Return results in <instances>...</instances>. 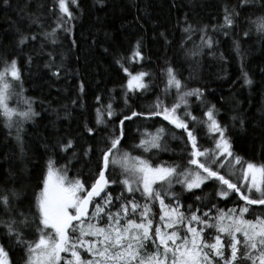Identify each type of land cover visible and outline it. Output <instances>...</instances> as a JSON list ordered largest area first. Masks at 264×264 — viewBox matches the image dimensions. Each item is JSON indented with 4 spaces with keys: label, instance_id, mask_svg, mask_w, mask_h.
I'll use <instances>...</instances> for the list:
<instances>
[{
    "label": "trees",
    "instance_id": "16d2710c",
    "mask_svg": "<svg viewBox=\"0 0 264 264\" xmlns=\"http://www.w3.org/2000/svg\"><path fill=\"white\" fill-rule=\"evenodd\" d=\"M260 4L261 0H249L247 7L237 6L238 0H77L76 4L68 3L69 12L75 17L66 25L70 31L57 29L55 37H45L43 33L56 26L59 15L56 0H9L8 5L0 0V70L4 68L3 61L17 60L21 81L14 84L24 92L23 100L30 101L36 113L25 121L16 117L8 127L0 112V193L15 190L18 193L15 208L31 217L36 211L35 196L42 187L49 158L57 169L67 166L69 179L78 178L90 188L98 175V157L106 146V138L132 111L144 115L125 121L121 153L140 156L153 166L179 165L183 171L188 167L190 150V145L185 147L186 134L163 117L148 115L158 98L168 107L177 102L174 87L165 92L168 67L175 70L182 83L180 94L193 89H200L203 94L199 100L195 96L186 97L187 109L181 104L177 115L183 117L187 110L203 120L206 119L203 113L215 105V118L226 129L234 155L244 163L264 165V34L249 22L264 15ZM226 8L239 13L234 27H221ZM30 17H38V23H32ZM189 25L191 31L184 32ZM17 29L36 34L37 39L19 46ZM201 29H205L206 38L211 37V48L202 42ZM245 31H249L248 36ZM138 42L143 59H130ZM117 60L132 74L148 73L144 78L148 88L128 91L129 77ZM56 72L59 75H53ZM245 74L251 83H245ZM109 104L112 117L104 111ZM98 108L104 121L100 124L96 123ZM85 124L95 129L94 134L89 136ZM18 127L22 144L16 138ZM159 128L164 131L158 149L144 152L135 147L142 138H147L146 134H155ZM189 128H193L191 123ZM195 128L200 149L212 148L213 141L206 128L200 124ZM68 139L73 140V148L60 151L57 145ZM89 147L92 151L84 156ZM121 171L115 166L106 175L119 180L123 178ZM221 175H225L223 170ZM237 186L245 193L242 186ZM153 187L168 189L167 184ZM168 190L179 198L181 211L186 215L189 205L193 211L200 209L198 215L211 209L213 217L218 210L227 212L244 205L235 193L227 198L216 195L220 190L216 181H206L200 189L189 192L173 180ZM105 191L118 196L122 185L110 184ZM135 198L141 204L145 202L139 192ZM96 203L102 200L96 198ZM165 203L171 201L165 199ZM93 207L90 204V213ZM252 208L264 211L261 205ZM152 211L155 225L160 216L158 202ZM11 215L20 219L15 212ZM135 218L139 222L138 216ZM0 220H9V214L0 211ZM34 228L35 225L25 233L26 239H37ZM216 234L214 228L204 232L207 241ZM222 237L224 246H228L230 238L224 234ZM0 244L8 252L11 264H24V249L7 238L3 225ZM239 264L248 262L241 260Z\"/></svg>",
    "mask_w": 264,
    "mask_h": 264
},
{
    "label": "snow or ice",
    "instance_id": "6c2138e0",
    "mask_svg": "<svg viewBox=\"0 0 264 264\" xmlns=\"http://www.w3.org/2000/svg\"><path fill=\"white\" fill-rule=\"evenodd\" d=\"M69 2L76 4L77 0H56L59 9L56 26L51 32L43 33L45 37H55L57 29L70 31L66 25L75 17L69 12ZM3 4L8 5L9 0H3ZM248 5L249 0H238L237 6ZM260 7L264 9V0H261ZM238 16L239 13L234 9L229 11L226 8L224 24L221 27H234ZM30 19L34 24L39 20L38 17H30ZM249 22L256 24L257 31L264 34V15L257 17L256 21ZM183 31L190 32L191 25ZM201 32L204 33L201 35L202 42L211 48V37L206 38L205 29H201ZM227 34L225 32V35ZM17 35L19 46L37 39L36 34L22 32L19 29ZM244 35L248 36L249 31H245ZM52 43H55V39ZM133 58L143 59L139 42L130 59ZM116 62L129 77L126 83L128 91L148 88L144 80L148 73L140 71L133 75L120 60ZM3 63L4 68L0 70V112L8 121L6 126L11 127L14 116H18L22 121L30 119L36 113L32 111L31 102L27 100L24 101L27 104L26 111H16L9 107L12 82L21 81V72L16 59L5 60ZM166 74L165 92L174 87L178 93L177 102L168 107L158 98L148 115L163 116L164 120L183 130L186 134L185 147L188 148L190 145V150L187 152L188 167L181 171L179 165L153 166L149 160L140 156L134 157L128 152L121 153L119 146L125 136V121L144 115L136 111H132L131 115H125L120 120L118 128L106 138V146L100 150L98 157V175L90 188H86L78 178L69 179L67 166L57 169L55 162L49 158L42 187L35 196L36 211L31 217L15 208L14 200L18 198L15 190L8 189L0 193V211L9 214V220H0V224L3 225L7 238L24 249V264H215L217 259L221 264H239L241 260L247 261L248 264H264V216L257 215L254 220L245 219V214L250 212V206H264V165L257 166L249 162L245 166L242 158L234 155L226 129L215 118V105L209 106L203 113L206 117L203 120H198L187 110L183 117L178 116L177 110L181 104L187 109L186 97L195 96L199 100L203 94L200 89L180 94L182 83L177 78L175 70L168 67ZM53 75H59V72ZM245 83H251L247 79V74H245ZM80 88L83 91V85ZM99 100L100 97H97V101ZM104 111L108 117L114 115L111 104L107 105ZM96 112V123H103L102 110L98 108ZM189 123L193 125L192 129L189 128ZM197 124L206 128L213 141L212 148L200 149L195 134ZM84 129L89 136L95 132V129L88 127L87 124ZM163 131V128H159L155 134H146L147 138H142L135 147L143 149L144 152H148L150 148L158 149ZM16 138L22 144L19 127ZM57 147L60 151L67 152L73 148V140L61 142ZM90 151H92L91 147L85 149L83 155L88 156ZM118 153L121 154L117 155ZM115 166H119L122 170L120 173L122 179L117 180L106 175L109 169ZM228 167L239 168L238 183L246 188V193L241 192V187H238L237 183L221 175V171ZM231 175H236V172L233 171ZM173 180L189 192L200 189L206 181L219 182L220 190L216 195L227 198L230 193H235L244 201V206L229 209L227 212L218 210V214L213 217L210 215L211 209L198 215L200 209L193 211L192 206L189 205L186 215L181 211L179 198L168 190ZM117 183L122 185V191L120 195L113 197L105 190L110 184ZM158 183L161 188L167 184L168 189L154 188L153 186ZM125 192L132 199H128ZM137 192L143 197L145 201L143 204L135 198ZM253 192L256 198H252ZM96 198H100L102 203H96ZM165 199L171 203L166 204ZM196 199L201 198L196 197ZM156 202L160 206V216L159 223L154 225L152 208ZM90 204L94 207L89 214ZM114 207L115 211L112 210ZM215 207L213 205V208ZM13 212L20 219L13 217L11 215ZM137 216L139 222L135 218ZM33 225L37 239L28 240L25 238V233L32 229ZM213 228L217 234L213 238L214 242L208 243L204 240V232ZM222 234L230 238L228 245L230 256L227 258L224 254ZM237 234L242 236V241ZM149 245L152 249L150 252L146 250ZM241 249H243L242 255ZM82 251L88 254V259L82 258ZM62 253L65 255L62 256ZM0 264H11L8 252L2 244H0Z\"/></svg>",
    "mask_w": 264,
    "mask_h": 264
},
{
    "label": "rangeland",
    "instance_id": "374dc122",
    "mask_svg": "<svg viewBox=\"0 0 264 264\" xmlns=\"http://www.w3.org/2000/svg\"><path fill=\"white\" fill-rule=\"evenodd\" d=\"M14 83L15 82L13 81L12 84H14ZM11 91H12V95H11V97L8 100L9 107L16 109V111H26L27 110V104L24 103L25 100H23L24 99L23 98V95H25L24 92L19 91V89L16 88V85L15 84L13 85ZM32 111H33V108H32ZM16 117H18V116H14L13 117V120ZM151 117H153V116H151ZM160 117H163V116H160ZM244 164L246 166L247 163H244ZM233 171L236 172V175H231V173ZM223 172L227 176V179H230L233 183H237L240 186H242L240 183H238V179L240 178V173H239V168L238 167L236 169H233L232 167H228V168L223 169ZM243 189H245V193H246L247 192L246 188L243 187ZM242 193H244V192H242ZM252 198H256V194L254 192L252 193ZM243 203H244V201H243ZM241 206H244V205H241ZM254 206L259 207L260 205H252V206H250V212L245 214V219H252V220H254L257 215L264 216V211H260L258 208H252ZM89 214H90V205H89ZM0 225H2V224H0ZM237 235H238V238L239 239H242L243 240V238H242V236H240V234H237ZM204 240L206 242H208V243H213L214 242V239L207 241L205 239V236H204ZM222 241H223V237H222ZM146 250L149 251V252L152 251L151 246L149 245ZM224 254H225V258H227L228 256H230V249L228 248V246H224ZM61 255L64 256L65 254L62 253ZM81 255H82V258H84V259H88L89 258L88 254L86 252H83L82 251L81 252ZM215 264H221V261L217 259L215 261Z\"/></svg>",
    "mask_w": 264,
    "mask_h": 264
}]
</instances>
